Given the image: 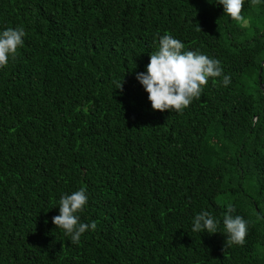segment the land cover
<instances>
[{"label": "trees", "instance_id": "trees-1", "mask_svg": "<svg viewBox=\"0 0 264 264\" xmlns=\"http://www.w3.org/2000/svg\"><path fill=\"white\" fill-rule=\"evenodd\" d=\"M241 15L217 0H0V32H25L0 68V264H264V0ZM165 34L231 83L153 110L136 76ZM81 187L80 222L97 228L72 244L52 218ZM229 207L242 246H225ZM204 211L217 233L191 230Z\"/></svg>", "mask_w": 264, "mask_h": 264}, {"label": "clouds", "instance_id": "clouds-1", "mask_svg": "<svg viewBox=\"0 0 264 264\" xmlns=\"http://www.w3.org/2000/svg\"><path fill=\"white\" fill-rule=\"evenodd\" d=\"M223 6L226 15L234 21H244L241 15L244 0H217ZM260 0H251L259 4ZM246 22V21H244ZM25 32L22 28H8L0 32V68L6 67L9 57L15 59L17 49L23 44ZM184 45L178 39L165 34L159 40V48L150 54L146 74L137 73V80L148 94V100L155 111L175 110L181 112L194 98L198 99L209 78L223 77L222 83L228 86L231 77L223 73L220 62L206 55L192 51H182ZM123 83L119 86L122 90ZM255 123V118H253ZM84 187L65 194L59 200V215L52 218L56 228L64 230L71 237L72 244H78L82 234L89 229L95 230V221L90 224L80 222L78 215L87 204ZM234 209L229 207L223 216L226 234L225 246L243 245L247 234V223L239 215L233 216ZM219 222L207 212L197 214L192 221L193 232L215 234Z\"/></svg>", "mask_w": 264, "mask_h": 264}, {"label": "water", "instance_id": "water-1", "mask_svg": "<svg viewBox=\"0 0 264 264\" xmlns=\"http://www.w3.org/2000/svg\"><path fill=\"white\" fill-rule=\"evenodd\" d=\"M263 64H264V63H263ZM260 73H262V70L260 71ZM259 81L262 82V78H261V77L259 78Z\"/></svg>", "mask_w": 264, "mask_h": 264}, {"label": "rangeland", "instance_id": "rangeland-1", "mask_svg": "<svg viewBox=\"0 0 264 264\" xmlns=\"http://www.w3.org/2000/svg\"><path fill=\"white\" fill-rule=\"evenodd\" d=\"M259 26H260V28L263 27V25H259Z\"/></svg>", "mask_w": 264, "mask_h": 264}]
</instances>
